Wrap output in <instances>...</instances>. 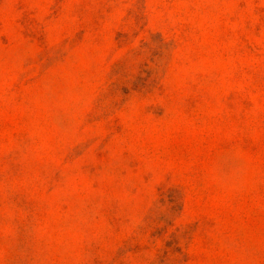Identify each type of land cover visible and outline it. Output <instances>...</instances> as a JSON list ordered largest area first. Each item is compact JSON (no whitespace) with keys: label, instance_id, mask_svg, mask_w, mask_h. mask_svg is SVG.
<instances>
[{"label":"rangeland","instance_id":"1","mask_svg":"<svg viewBox=\"0 0 264 264\" xmlns=\"http://www.w3.org/2000/svg\"><path fill=\"white\" fill-rule=\"evenodd\" d=\"M0 264H264V0H0Z\"/></svg>","mask_w":264,"mask_h":264}]
</instances>
